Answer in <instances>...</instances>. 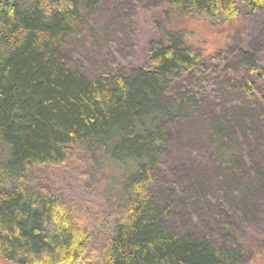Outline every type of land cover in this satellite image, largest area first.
<instances>
[{
	"label": "trees",
	"instance_id": "1",
	"mask_svg": "<svg viewBox=\"0 0 264 264\" xmlns=\"http://www.w3.org/2000/svg\"><path fill=\"white\" fill-rule=\"evenodd\" d=\"M135 2L154 33L144 62L90 78L63 48L84 31L93 43L102 10L124 14L125 0H0V256L11 264H245L264 251V0ZM242 10L254 24L228 50L234 79L165 26L229 24ZM69 164L93 180L114 169L106 224L28 185L31 168Z\"/></svg>",
	"mask_w": 264,
	"mask_h": 264
},
{
	"label": "rangeland",
	"instance_id": "2",
	"mask_svg": "<svg viewBox=\"0 0 264 264\" xmlns=\"http://www.w3.org/2000/svg\"><path fill=\"white\" fill-rule=\"evenodd\" d=\"M125 2L126 7L129 6L130 9L124 14L120 11L117 15L112 13L113 5L111 4H107L102 10V12L106 10V14H103L106 20L102 27L101 36L98 38L91 37L93 43H89L88 36L83 35L85 31L80 36L68 41L63 48V53L70 59V68L75 66L83 71L86 76L94 78L117 68L129 70L131 66H137L144 62V52L154 37L152 26L149 20L143 18L144 10L136 6L135 0H125ZM144 5L150 6L152 4L151 1H147ZM136 8L141 12H138ZM167 8V5L161 1L159 10L166 11ZM262 17L264 19V16ZM239 19V21L229 24L213 25L201 15H195L191 18L171 16L169 21L165 22V26L168 27L167 29L181 31L188 46L199 51L205 60L209 62L212 60L211 65H209L211 70L215 67L216 71H220V74L229 70L234 79V71L237 67H234L232 63H235L236 60L233 58L232 52L228 50L235 47L239 37L247 36V33L243 31L246 30L250 33L254 24L246 21L243 10ZM238 44L239 42L236 43V45ZM219 52L221 55L216 58ZM262 57L264 59V53ZM263 59L261 58L262 62ZM226 67L228 69L224 71ZM203 153L198 154L200 156L199 161L205 163L209 157L206 152ZM183 164L184 167L194 164L197 168L199 165L192 162H183ZM75 169L81 172L86 170L84 167L81 170L77 164H69L66 169L33 167L29 170L27 182L28 185L46 187L72 198L77 204H82L93 216L101 219L102 224H106L108 221V213L106 212L115 198L109 195V190L113 186L106 182L104 175L110 178L114 169L112 166L104 164V170L100 173L96 172L97 175L94 180L84 178L83 174ZM258 227L262 228V225ZM101 231H103L102 228L94 229V238L98 239L97 236L102 235ZM257 235L255 233L251 236L252 240L254 239V244L258 239ZM96 241L98 242V240ZM0 264L11 263L0 256ZM245 264H264V251L255 248L254 253H250L249 257L245 259Z\"/></svg>",
	"mask_w": 264,
	"mask_h": 264
}]
</instances>
